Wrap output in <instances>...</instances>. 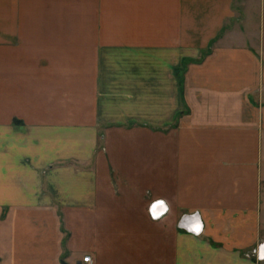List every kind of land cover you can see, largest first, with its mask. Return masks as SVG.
<instances>
[{
	"label": "crops",
	"instance_id": "0c3cea01",
	"mask_svg": "<svg viewBox=\"0 0 264 264\" xmlns=\"http://www.w3.org/2000/svg\"><path fill=\"white\" fill-rule=\"evenodd\" d=\"M263 181L264 0H0V264H264Z\"/></svg>",
	"mask_w": 264,
	"mask_h": 264
},
{
	"label": "built area",
	"instance_id": "2783aa9c",
	"mask_svg": "<svg viewBox=\"0 0 264 264\" xmlns=\"http://www.w3.org/2000/svg\"><path fill=\"white\" fill-rule=\"evenodd\" d=\"M261 245H263V243H262ZM261 247H262V249H263V253H262V255L259 256V257H260V259H263V258H264V246H261ZM82 264H93V263H92L91 256H90V255H84V256L82 257Z\"/></svg>",
	"mask_w": 264,
	"mask_h": 264
},
{
	"label": "rangeland",
	"instance_id": "374dc122",
	"mask_svg": "<svg viewBox=\"0 0 264 264\" xmlns=\"http://www.w3.org/2000/svg\"><path fill=\"white\" fill-rule=\"evenodd\" d=\"M261 202H262V206H264V181L262 182ZM262 218L264 220V209L262 210ZM263 230H264V222H263Z\"/></svg>",
	"mask_w": 264,
	"mask_h": 264
}]
</instances>
